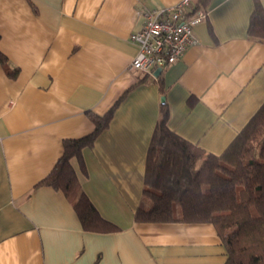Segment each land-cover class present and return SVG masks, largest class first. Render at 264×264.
Segmentation results:
<instances>
[{
  "label": "crops",
  "instance_id": "1",
  "mask_svg": "<svg viewBox=\"0 0 264 264\" xmlns=\"http://www.w3.org/2000/svg\"><path fill=\"white\" fill-rule=\"evenodd\" d=\"M180 1L0 0V51L19 70L12 78L0 63V264L226 262L212 224L135 221L163 100L170 130L217 156L264 105V43L248 36L253 0L202 7L198 43L161 72L162 91L157 77L129 70L144 13ZM117 102L84 151L86 174L74 166L86 196L121 231L88 232L69 198L39 183L65 140L93 132L88 113Z\"/></svg>",
  "mask_w": 264,
  "mask_h": 264
},
{
  "label": "trees",
  "instance_id": "2",
  "mask_svg": "<svg viewBox=\"0 0 264 264\" xmlns=\"http://www.w3.org/2000/svg\"><path fill=\"white\" fill-rule=\"evenodd\" d=\"M254 1L249 39L264 43V8ZM210 0H199L198 10ZM0 63L10 69L0 51ZM149 77V75H146ZM163 90V76L156 78ZM118 102L104 115L89 112L91 134L68 139L63 154L39 185L61 190L72 202L83 229L107 234L121 231L103 218L84 193L77 170L86 174L84 151L93 148L108 129ZM169 106L161 115L151 140L146 163L143 199L135 213L139 223H209L227 251L224 264H264V105L220 155L206 153L168 127Z\"/></svg>",
  "mask_w": 264,
  "mask_h": 264
},
{
  "label": "built area",
  "instance_id": "3",
  "mask_svg": "<svg viewBox=\"0 0 264 264\" xmlns=\"http://www.w3.org/2000/svg\"><path fill=\"white\" fill-rule=\"evenodd\" d=\"M143 27L130 39L138 53L129 70L155 78L156 70L165 71L179 61L186 49L198 43L194 27L208 18L204 9H194L192 0H182L173 7L144 13Z\"/></svg>",
  "mask_w": 264,
  "mask_h": 264
},
{
  "label": "water",
  "instance_id": "4",
  "mask_svg": "<svg viewBox=\"0 0 264 264\" xmlns=\"http://www.w3.org/2000/svg\"><path fill=\"white\" fill-rule=\"evenodd\" d=\"M159 75H161V70L160 69L156 70V72H155V76L156 77H158Z\"/></svg>",
  "mask_w": 264,
  "mask_h": 264
}]
</instances>
